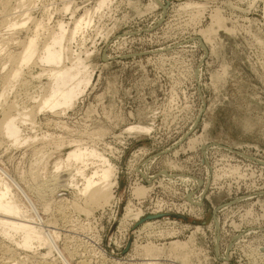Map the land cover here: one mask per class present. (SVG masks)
Instances as JSON below:
<instances>
[{
	"label": "rangeland",
	"instance_id": "374dc122",
	"mask_svg": "<svg viewBox=\"0 0 264 264\" xmlns=\"http://www.w3.org/2000/svg\"><path fill=\"white\" fill-rule=\"evenodd\" d=\"M26 2L17 9L18 22L28 19L29 9V17L44 18L51 29L63 20L69 32L80 15L93 16L65 41L68 59L79 54L88 63L91 79L84 92L64 113L36 111L37 123H22V136L39 140L0 146L1 172L37 201L30 207L37 220L51 219L57 245L72 253L70 262L264 264L255 258V248L261 254L264 247V0H110L100 11L98 0ZM187 2L193 6L185 8ZM31 23L16 27L20 41ZM46 33L40 32V45ZM32 71L37 75L41 66ZM37 79L27 90L34 97L11 91L8 99L32 109ZM134 124L150 130H126ZM77 142L95 147L115 165L114 197L98 207L84 201L90 210L83 212V200L72 189L64 191L82 208L61 203L65 222L54 194L45 191L48 198H39L32 186L44 184L54 161ZM33 148L44 151L36 167ZM149 185L143 196L134 194L135 187ZM126 208L141 210V218L119 224ZM154 214L163 217L141 221ZM176 243L184 246L173 252ZM147 247L153 255H146ZM47 258L59 260L55 252Z\"/></svg>",
	"mask_w": 264,
	"mask_h": 264
},
{
	"label": "bare ground",
	"instance_id": "6f19581e",
	"mask_svg": "<svg viewBox=\"0 0 264 264\" xmlns=\"http://www.w3.org/2000/svg\"><path fill=\"white\" fill-rule=\"evenodd\" d=\"M26 1L27 0H0V146H2L3 142L4 141L6 142V140L10 142L8 143L10 144V146L11 144L18 146L19 144L25 145V143L33 141L35 138H36L35 140H37L38 138L35 135V133L34 135L36 137L33 136L34 138H32L31 135L30 137L22 136L23 135L21 134V130L23 129V128L21 129L22 123L24 121L26 122L28 121V124L30 123L34 125L36 122L35 117H37L36 114L41 111L43 112L44 110L50 112H56L57 110L59 113L58 109H60V111L64 113L67 109H69L74 105L78 97L84 92L85 88L89 85L91 79V74L88 71V67H87L88 63L87 65L85 64L84 59L80 57L81 55L80 56H78L79 54L76 56L74 55L75 56L74 58L73 57L72 59L70 58L71 61L70 59H68L69 55L67 56V54L69 49H68V45H66L67 43L65 44V41L67 39H68L67 41L72 40L79 31H82V29L83 28L85 29V27L87 28V26L90 24L91 17L93 16L90 17V13L86 11L84 14H82V16L80 15L79 18L75 19L72 22L73 26L72 28H70L69 32H67L66 29L67 25L64 23L63 20L60 19L56 20L55 28L51 29L50 27L46 26V23H44V18L33 19L34 16L33 18H31L32 16L29 17L30 12L29 13L27 12V10L29 9L27 10L24 9L26 10V12L25 11L24 12L27 13L25 17H27L29 21L31 19L32 23L31 21L29 22L28 19L26 20L22 19L21 22H18V19L16 20L17 17L16 13L18 14V10L20 8H23L25 4L28 3ZM109 1L110 0H98V3L96 4L97 7L95 8V10L98 11L100 8L108 4ZM188 2L184 6L185 8L187 6L189 7L190 5H192ZM151 3L153 4V6L155 5V7H158V4H156L154 1H152ZM65 9L68 10V7H65ZM45 13L47 14V12ZM190 13L193 14L191 11ZM47 18L48 20H50V17ZM215 18H217L216 21L218 23L222 22V18L219 15L218 17L216 16ZM27 22L31 23L32 25L29 27L26 26L29 32L26 37L24 36L25 38L23 37L24 40L22 39V41H20L21 39L17 37L19 34L15 32V29L18 26L21 27L27 25L28 24ZM42 31L47 32L45 35L47 38L46 40L44 39L43 40L44 42L40 45L41 41L39 42V35L40 32ZM15 33H17L18 35ZM13 43L16 44L15 46L17 47V49H13L10 47L11 45L12 46L14 45ZM36 66L37 67L41 66V71L37 75H33L32 70ZM27 77H30L31 79L39 78L37 79V81L39 80L38 84L34 82L36 84L37 90L39 91H37L38 95H36V97L38 98L36 99L37 102L34 99L37 105L36 104H35L36 106L33 105L32 109L30 108L29 110L25 108L24 111L23 107L21 106H20L21 108L19 107V103L17 101L15 102L14 99L9 100L8 96L9 94L12 93L11 91L15 93L18 92L16 94L19 95L20 92L23 93L24 91L29 90V88L33 86L32 85L33 81ZM25 93L23 94L26 95ZM28 93L29 92L27 91V94ZM33 94H36V92ZM28 95H32V93ZM32 96L34 97V95ZM32 96H30L29 99H31ZM13 97L15 96L13 95ZM58 113L56 115H58ZM126 130L127 131L134 130V131L142 132V131H149L150 128L148 126L134 124V125H129L126 128ZM34 131L36 132V130ZM43 139L45 140L46 138H44L43 136ZM59 142L61 143L62 141ZM58 144L59 143H57V146H59ZM32 145L34 144L32 143ZM73 145L74 147H72L69 151L66 152L64 158H59L56 161H54V164L52 165L53 168L52 170H54L52 171L53 174L44 184H37V183L35 185L32 184L33 185L32 190L35 194L39 195L37 196L39 198H44L46 196L44 195L45 191L46 192L48 191L47 194H51V193L54 194V202H57L56 204L58 203L60 204L57 205V208L59 207L57 211L60 213L58 214V216L61 215L62 218L64 219L63 221L65 222H69L67 220L68 216H66L65 212H63L64 209L62 210V208L64 206L62 207L61 203L69 202L70 204L71 200L68 198V196L64 195L65 194L64 191H69L68 189H72L75 192V197L83 200L82 202L79 200L82 203V205L80 204L81 207L84 206L83 204L84 201H85L84 203H86L88 206L94 204L95 206L98 207L101 204L110 202V200L114 197L111 188L115 186L116 183L115 165L107 157H105L101 152H99L93 146L82 145L79 142ZM33 149H34V153H37L36 152L37 150L35 151L36 148ZM41 151L44 152L43 149H41ZM41 151L39 150V153ZM39 153H37V157L35 154V159L37 158V160H34L35 162H33L35 167L37 166L35 164H39V162L41 161L43 162L41 158H43L44 156L43 157L38 156L40 155ZM46 153L49 154L48 151ZM42 154L43 153H41V155ZM38 157H41L39 158L40 160L38 159ZM1 171L3 170L2 169L0 170V264H72L71 263L72 261L70 262V256H72L71 255L72 253L68 250L67 246H64L63 249H60L59 246L57 245L58 232L52 230L53 222L51 223V219L48 220V222H45L43 220H37L35 218L33 210L30 208L32 205L36 204L37 201L35 202L34 199L24 190V188H22L19 185V183L16 180L6 177V175L8 174L5 175V173L3 174V172ZM29 175L34 176V171L31 172V174ZM35 177L36 176H34V178ZM177 178H179V176H177ZM37 181H39V179ZM151 188L152 185L142 186L141 188L137 186L134 188V194L138 196H143ZM13 189H15L18 193H20L21 195L20 194L19 195L20 197L22 196L23 199H18V197H16L17 194L16 192H14ZM76 198L75 199L73 198V200L71 201V205L72 204L74 205V206L72 205L71 207H76V209L80 208V210L83 208L81 211L84 210L83 212H89L90 208L87 209L88 206L85 205L86 206V207L84 206L85 208L79 207V203L76 200ZM195 198H196L195 196L190 197L189 200L191 204H189L190 202L187 204L191 206H193L192 203L197 204V200ZM159 204H158V208H159ZM49 206H50V202L46 201L43 207L45 210H48L50 208ZM92 207L93 206H91V208ZM141 216H142L141 210L126 208L124 214L120 219L119 224L120 223L122 224L124 221H128L129 219L139 220ZM52 219H54L53 216ZM56 220L54 219V221ZM144 224L150 225L153 224V222H147V223L145 222ZM183 246H184L183 243H176L172 245L170 248L171 251L178 252L180 248H182ZM39 248L41 249L44 248L46 250V253H41L44 250L40 251ZM262 249H263L262 253L259 254L258 253L259 249L255 248L256 251L255 258H258L259 256L264 258V247ZM253 250L254 249H252V251ZM144 251L148 256L153 255L152 248L150 247L145 248ZM260 251L261 250H259V252ZM53 252H55L58 255L59 260H52V261L47 260L49 254ZM39 254L41 255V257L37 259L35 256L36 255L38 256ZM257 254L259 255L258 257L256 256ZM250 255L252 254L250 253ZM250 255L249 257H251ZM252 259H254V257ZM76 264H90V263L81 260ZM148 264H156V262L151 261Z\"/></svg>",
	"mask_w": 264,
	"mask_h": 264
},
{
	"label": "water",
	"instance_id": "95a60500",
	"mask_svg": "<svg viewBox=\"0 0 264 264\" xmlns=\"http://www.w3.org/2000/svg\"><path fill=\"white\" fill-rule=\"evenodd\" d=\"M166 9V7H165ZM163 217V214H154V215H147L145 218H143L141 221L147 220V219H155Z\"/></svg>",
	"mask_w": 264,
	"mask_h": 264
}]
</instances>
